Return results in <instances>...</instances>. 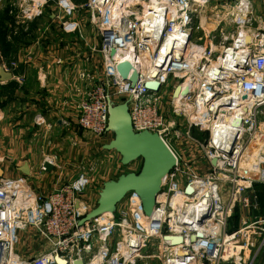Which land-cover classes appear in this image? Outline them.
<instances>
[{"label":"built area","instance_id":"obj_1","mask_svg":"<svg viewBox=\"0 0 264 264\" xmlns=\"http://www.w3.org/2000/svg\"><path fill=\"white\" fill-rule=\"evenodd\" d=\"M2 1L18 23L42 18L47 7L57 5L52 17L62 30L82 36L84 19L72 17V0ZM242 1L245 21L226 22L230 29L223 27L217 40L209 33L195 38L198 14L210 0H88L83 5L104 38L100 51L106 71L77 104V125L96 137L105 134L109 98L127 102L135 131L158 132L177 165L150 215L131 192L116 213L82 225L91 186L84 172L46 195L33 189L27 175L3 173L0 264H255L264 247V216L245 212L259 209L255 185L264 184V46L257 44L264 37V0H218L233 9ZM131 53L127 70L123 59ZM138 53L152 56L148 76L138 71ZM82 77L90 83L89 73ZM150 81L159 82V90L148 88ZM169 86L168 111L162 95ZM57 159L53 154L44 163L58 167ZM236 210L240 226L230 230ZM24 232L34 239L27 254L16 250ZM200 232L206 236L192 240Z\"/></svg>","mask_w":264,"mask_h":264},{"label":"crops","instance_id":"obj_2","mask_svg":"<svg viewBox=\"0 0 264 264\" xmlns=\"http://www.w3.org/2000/svg\"><path fill=\"white\" fill-rule=\"evenodd\" d=\"M0 13V23L3 21L6 27V46L0 47V64H6V70L12 74L9 80L2 81L0 78V86L10 91L0 107L4 118L0 130L2 159L6 161L2 169L9 176L16 171L24 174L20 168L28 164L31 171L28 178L33 189L46 195L56 186L78 176L75 172L80 159L84 161V155L74 156L72 143L80 150L87 148L91 139H95L103 148V144L113 139V134L96 137L77 125V104L90 89V83L82 74H88L89 68L94 67L97 68V80L104 77L101 40L97 42V48H92L95 52L92 51L90 56L87 44L90 42L85 30L82 29L81 38H75H80L81 43L73 44V34L60 29L58 36H64V44L46 46L41 39L46 38L48 24L35 27L41 20L46 21L45 16L31 22L18 23L15 15L10 13V6L2 0ZM51 21L58 22L53 17ZM90 59L97 61V66L95 63V66H91ZM46 136H49L50 146L46 142L48 139L42 140ZM68 150L72 151L71 154H67ZM53 154L58 155V167L51 172L41 171L40 167L46 158ZM65 171L73 175L66 177ZM37 174L41 179L35 180ZM257 185H261L259 190ZM95 188L98 193L102 187L98 185ZM255 191L260 203L259 209H250L245 215L264 216V184H256ZM239 226L232 224L233 228ZM255 264H264V247Z\"/></svg>","mask_w":264,"mask_h":264},{"label":"water","instance_id":"obj_3","mask_svg":"<svg viewBox=\"0 0 264 264\" xmlns=\"http://www.w3.org/2000/svg\"><path fill=\"white\" fill-rule=\"evenodd\" d=\"M111 54L115 58L116 49L113 48ZM125 67L129 69L131 67L130 63H126ZM11 77L12 74L1 66V80H9ZM132 80L134 83L137 82L136 77ZM146 86L157 91L160 88V83L150 81L146 82ZM180 89V87L176 88L175 96L179 94ZM187 92L188 89L185 93ZM108 105L109 122L107 132L113 134V139L103 144V148L109 151H117L121 156L123 165H127L137 158H142L143 166L140 172L132 171L120 175L117 179L105 181L99 192L100 197L97 205L79 219L80 225L104 214L116 213L118 205L131 192H136L139 195L145 213L150 215L154 210L157 196L162 189L165 178L177 165V156L173 149L158 132L150 130L137 132L134 130L127 102L120 103L109 98ZM213 163L216 164V159L213 160ZM44 167L46 171L51 172L55 165L51 161H46ZM20 169L25 175H30L31 171L28 164ZM3 173V169L0 168V175H3ZM198 236L205 237L206 235L201 232L197 233L192 236V240H195ZM176 239V242L181 241L180 238ZM77 264L83 263L80 261Z\"/></svg>","mask_w":264,"mask_h":264},{"label":"rangeland","instance_id":"obj_4","mask_svg":"<svg viewBox=\"0 0 264 264\" xmlns=\"http://www.w3.org/2000/svg\"><path fill=\"white\" fill-rule=\"evenodd\" d=\"M72 2L74 3V6L76 7L73 10V12H75V13L73 14L72 17L74 19H78L79 21H80L81 17L84 19L82 21V24H83L82 29L85 30L86 36L89 37L88 40L90 43H87V42L86 43L89 45L88 49L91 52L89 54H90V56H92V54H93L92 51H94L92 48L93 47L97 48V42H99L100 40H101V44H102V37L100 36V32H99L98 28H96L95 25L92 24V17L90 16V13H88L87 10L83 7V5H85L88 2V0H72ZM228 7H230L231 10L233 9L232 5L228 6L226 4L219 3L218 0H210V3L205 8L201 9L199 14H198V17H197L198 29H197V32L195 34V38L197 40H201L205 36L207 37L208 33H209V36H211V35L215 36L216 33H221L220 28L222 29L224 26L226 28L230 29V27L228 25L229 24L228 21H225L223 19V18H227L228 16H231V13L228 12L230 10V8L228 9ZM236 7H238V6H236ZM236 7H234V8H236ZM240 7H238L239 10H238L237 17L243 16V13H239V12H241ZM59 10H60L59 6H57V5H52V6L47 7L46 15H45L46 21L41 20L39 22V25L35 26L36 28H38V27H41V25L43 26L44 24H48V26L46 28L49 29V31L45 34L46 38L41 39L43 41L42 42L43 45L49 46L50 44H52V45H63L64 44V40H63L64 36L63 35L58 36L60 29H62V28H60L57 21L55 23L51 21L52 15H54ZM64 10L65 9L63 8V11ZM240 14H242V15H240ZM0 15H1V13H0ZM232 16H233V18H236L234 15H232ZM221 20L223 23L220 22ZM226 22L228 24H226ZM217 24H221V25L218 27L217 32H214L213 30L217 27ZM0 26L3 29L6 28V27H4L3 21L0 23ZM76 36L81 38L79 33L75 32L72 35V37H74V40H75ZM80 38H79V40L76 39L75 42H73V44L78 43V42L81 43L82 40ZM217 39H220V37H215V40H217ZM100 48H101V45H100ZM90 63H91V66H95L94 63L97 66V61L95 62L93 59H90ZM0 66H1V64H0ZM103 68H104V72H105L104 62H103ZM89 74L91 76V78H90V89H92L95 85L96 80H97V68L90 67L89 68ZM8 92H10V91H7V90L1 88V86H0V102L4 100V98H5V96H7ZM170 98H171V95H170V86H169L168 90H166L164 92V94L162 95L163 108H167L166 110H168V111L170 109V105L167 103L169 102ZM3 121H4V118L2 116H0V130H1V126H2ZM104 136H100V137H104ZM43 138L48 139V140H46V142L50 146L51 142L49 140V136L42 137V140H45ZM71 146L73 147V150H74L73 151V153L75 154L74 156L78 157V156L84 155L83 156L84 161H82L80 159V161H79L80 164H78V169L76 170L75 173H76V175H80L81 172H84V174L87 177H89L91 180V184H92L91 187L92 188L88 190V193L86 196L90 210H92L97 205V202H98L99 197H100V194H99V192L97 193V189L95 188V186L99 185L100 187L103 188V185H104L103 183L105 181L117 179L120 175L125 174V173H129L132 171L140 172L142 169V166H143L142 158H137V159L131 161L130 163H128L127 165L122 166L120 163V154L115 152V151L105 150L104 148H102L101 144L95 139H91L90 145L87 148H82V149L80 148V150L76 149L77 146L74 143H72ZM60 147L61 146H59V148ZM62 147H63V145H62ZM100 148H102V149H100ZM77 150H78V152H77ZM2 151L3 150H2L1 134H0V168L1 169H2L3 165H5L4 163L6 162L4 159H2ZM71 152L72 151L68 150L67 154H71ZM57 157H58V155H57ZM59 171L62 172V170H59ZM65 172H66V174H65L66 177H70L72 174L68 171H65ZM16 174H21V173H19L18 171L13 173V175H15V176H16ZM0 176H3V175H0ZM38 179H41V176L39 174H37L35 176V180H38ZM102 188H100V189H102ZM123 203H124V201L119 204V207L122 206ZM117 209H118V207H117ZM81 211L82 212L85 211L84 207L81 209ZM239 215H240V212L238 213V216ZM235 222H236V220H234V224H235ZM239 224H240V216L238 219V225ZM231 226H232V223H231ZM231 226H230V228H232ZM24 234L23 233L20 234L21 238L20 239L18 238V240L16 242V250L18 252H20L21 254H27L28 253V251H27L28 247L34 248V245L32 242V241H34V239H32L33 236L31 234H28V232H24Z\"/></svg>","mask_w":264,"mask_h":264},{"label":"bare ground","instance_id":"obj_5","mask_svg":"<svg viewBox=\"0 0 264 264\" xmlns=\"http://www.w3.org/2000/svg\"><path fill=\"white\" fill-rule=\"evenodd\" d=\"M243 3H242V5H237L238 7H240V8H242L243 7V4H244V2H246V1H242ZM238 7H236V8H234V9H232L231 10V8L230 7H228V9L230 8V10L228 11L229 13H231V16H228L227 18H223L225 21H228V23L229 24H234V20L237 18V15H238V10H239V8ZM233 8V7H232ZM114 7H113V9H112V12H114ZM241 10V9H240ZM240 13V12H239ZM227 14V13H226ZM232 15H234L236 18H233V16ZM245 17V16H244ZM244 17L243 16H240V18H241V21H245V19H244ZM244 19V20H243ZM220 22H222V20L220 21ZM223 23V22H222ZM221 23V24H222ZM221 24H217V27L213 30L214 32H217V29H218V27L221 25ZM225 27V26H224ZM212 31V32H213ZM100 32V31H99ZM222 32H224V30H222L221 29V33H216L215 34V36H212L211 35V37H220L221 36V34H222ZM246 32L247 33H250L251 34V32L252 31H249V30H246ZM264 32V31H263ZM211 33V32H210ZM212 34V33H211ZM100 36L102 37V44H101V48H100V50L103 48V46H104V44H103V42H104V38H103V36H102V34H101V32H100ZM253 38V35H251L248 39H247V41L249 42L250 41V39H252ZM257 44H258V46L260 45V47H263L264 46V37H262V40H260V37H259V40H258V42H257ZM114 49H116V48H114ZM165 51V50H164ZM166 52V51H165ZM138 54H140V61H139V64H138V71H139V73L141 74V76H143V77H145V76H148V74H149V72L151 71V64H150V60L152 59V56H151V54H148V53H138ZM116 55H117V50H116ZM132 53L130 54V56L129 57H127L126 56V54L124 55V59H123V61H124V63H123V67H125V64L126 63H128V60L130 61V57H132ZM103 56V55H102ZM103 58H104V56H103ZM157 60V59H156ZM155 60V61H156ZM126 62V63H125ZM130 63V62H129ZM137 68V67H136ZM130 69V68H129ZM127 70H128V68H127ZM105 71H106V68H105ZM105 73V72H104ZM156 73V72H155ZM130 113H131V111H130ZM131 116H132V114H131ZM132 123H133V120H132ZM133 128H134V126H133ZM135 130V129H134ZM144 131V130H143ZM137 132H141V131H137ZM105 134H97V136L98 137H100V136H104ZM259 137L260 136H258V138L257 139H259ZM251 158V154L250 153H248L247 154V156L244 158V160H245V162H248L249 161V159ZM165 180H166V178H165ZM256 186V185H255ZM257 201L259 202V199H258V196H257ZM259 205H260V203H259ZM236 214L237 213H239V211H237L236 210V212H235ZM108 214H110V213H108ZM235 216V214L233 215V217ZM233 217L231 218V220H230V224H229V226H231V223H232V220H233ZM232 227V226H231ZM230 228V227H229ZM232 229H235V228H230V230H232Z\"/></svg>","mask_w":264,"mask_h":264},{"label":"trees","instance_id":"obj_6","mask_svg":"<svg viewBox=\"0 0 264 264\" xmlns=\"http://www.w3.org/2000/svg\"><path fill=\"white\" fill-rule=\"evenodd\" d=\"M6 36H5V31L4 29L0 26V47L1 48H4V46H6ZM1 88H3V86H1ZM6 90V88H3ZM3 101L0 102V107L2 105ZM259 187H261V185H257V189L259 190ZM238 219H239V216H238V213L235 214V216L233 217V220H232V224H234V220H236L234 226L236 227L238 225Z\"/></svg>","mask_w":264,"mask_h":264}]
</instances>
